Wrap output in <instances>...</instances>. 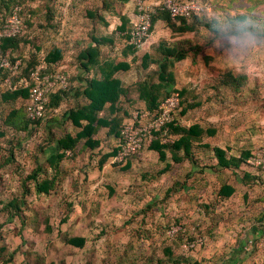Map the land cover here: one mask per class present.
Segmentation results:
<instances>
[{"label": "rangeland", "instance_id": "rangeland-1", "mask_svg": "<svg viewBox=\"0 0 264 264\" xmlns=\"http://www.w3.org/2000/svg\"><path fill=\"white\" fill-rule=\"evenodd\" d=\"M14 1L21 3L28 15L26 38L30 45L25 47L27 58L35 52L31 46L33 43L43 51L60 46L64 48L66 57L71 59L67 63L74 62L68 64L74 69H78V65L73 55L91 44L92 34L111 35L120 24L118 17L109 14H105L109 27L102 24L98 17L88 16V12L102 14L103 0ZM219 2L209 4L212 12L208 18H220L226 23L229 15L220 13L224 9L232 14L264 12V0ZM136 5L137 0H132L126 13L133 15ZM2 7L3 0H0ZM256 23L251 19L247 27H254ZM222 28L223 32L232 30L226 24ZM196 32L187 37L198 42L202 52L190 55L189 59L177 63L175 68L178 90L186 88L189 90L188 99L203 103L193 113L192 120H205L216 126L220 131L217 142L246 134V127L254 125L253 141L264 143V25L253 32L261 38V42L251 44L245 42V33L236 37L218 36L203 27L197 28ZM168 36L166 28L159 25L156 39ZM116 39L117 44L111 51L109 47L104 49V57L118 58L112 53H115L122 38L117 34ZM150 40L151 37L149 43ZM207 55L214 57L209 66L204 63V56ZM229 71L248 78L243 93L235 99L228 92L223 91V95L215 89L218 76ZM128 78L132 81L134 75ZM6 110L8 108L0 105V121ZM182 122L186 123V119ZM45 126L46 123H43L38 131H11L6 138L0 137V164L6 157L2 149L6 140L15 136L20 140V145L15 144L17 163L0 169V264H150L165 260L163 250L168 246L177 256H191L199 264H217L224 256L233 264H264V248L259 245L264 233L257 232L255 225H241L243 212L235 205L237 199L230 204L235 209L217 208L209 215L201 211L196 194L187 196L180 193L166 197L163 190L172 184V178L163 179V183L154 182V191L145 193L133 181L134 173L124 175L115 169L94 172L92 181L80 184L81 194L75 191L78 190L76 185L67 190L58 188L52 196L30 194L21 199L24 189L17 168L30 171L37 145L48 139L56 140L61 133L71 130L68 125L61 128L55 125L50 128L52 130ZM2 128L4 126L0 122V130ZM49 132L54 135L50 136ZM50 150H56L54 145L47 151ZM148 155L150 161L156 158L151 153ZM80 167L81 164H70L65 169L71 178L76 179L79 178L76 173ZM103 181L116 190L117 198H105ZM209 193L200 192V198L207 199ZM16 198L23 202L19 203V211L7 207L9 201ZM192 198L194 206L187 201ZM70 202L74 203V211L68 216L70 221L66 222V215L73 210L68 205ZM247 209L254 216L258 213L254 206ZM171 227L179 230L176 236L170 233ZM185 229L186 235L183 234ZM75 236L87 239L84 248H76L66 242V238ZM188 236L196 240L202 238L205 245L188 248Z\"/></svg>", "mask_w": 264, "mask_h": 264}, {"label": "trees", "instance_id": "trees-1", "mask_svg": "<svg viewBox=\"0 0 264 264\" xmlns=\"http://www.w3.org/2000/svg\"><path fill=\"white\" fill-rule=\"evenodd\" d=\"M201 2L209 5L212 2V5L215 3H220V0H200ZM130 0H103L102 7L100 8L102 14L98 12H88L90 18L98 17V19L105 26L109 27L110 24L106 20V15L109 14L111 17H118L120 24L112 32L111 35H102V34H92L91 35V45L87 48L80 50L77 60L79 66L87 71L95 69L100 71L101 78H93L89 80L82 91L75 90L73 87V82L75 78H70V86L66 91H59L58 93L51 96L48 109L58 108L63 102L67 100L70 101V95L72 91H75L76 95L85 97L89 103L79 108L71 107L64 114V118L70 120L75 127V134L63 133L57 137V145L60 150L59 153L52 155L46 160L44 164H39L36 161V165L30 171H25L23 168H17V172L20 175L22 181L23 193L21 199L30 195L37 194L38 196H52L57 192V189L61 186V178L59 175L60 172V163L65 158L66 151H76L79 144L85 140L84 146L86 148L94 149L99 146L100 141L95 140L94 136L102 128L108 129L109 135H115L118 138V143L121 138V130L123 123L126 118L132 116L127 104L122 102V97L128 95L129 88L123 86L122 81L115 77V74L120 70H128L129 64L127 62L121 61L116 63V61H106L107 57H104L103 48L109 47L110 51L117 44L116 35L117 32L123 33L122 36L125 40L129 42V31L133 26V23L130 22L129 17L125 13L127 4ZM19 4L23 5L14 0H3V7L0 8V21L5 20L12 12L13 7ZM210 6V5H209ZM212 12V11H211ZM210 12V13H211ZM210 13H204L201 15H195L190 19L181 18L177 20H172L170 15L162 11L161 8L156 7L155 12L152 13V28L151 33L154 30V25L159 21H164L166 26L169 27L173 33L186 35L191 33H197L196 30L199 27H203L212 31L215 35H230L236 37L241 33L247 32L249 29L252 32L257 31L260 26L263 27L264 23L262 22L263 11L259 14H251L245 12L243 14H232V12L224 9L223 12H220L221 15H229V19L226 23L220 21L219 19H210L207 16ZM230 15L233 16L230 18ZM235 15V16H234ZM23 17H24V32L21 36L11 39H4L2 41V52L9 57V59L14 62L17 59L22 60V66L19 68L16 76L11 75V71L2 70L0 72V85L5 83V80L8 76L12 77V85L8 86L10 89L7 92L2 94L0 102L2 103H11L15 102L18 98L29 97V89L23 86H19V81L29 76L30 72L34 70L37 65H39L42 58H38L36 51L40 50L39 46H36L34 43L31 46L34 47L35 52H32L30 58L24 56V48L29 47V42L27 41V28L28 27V15L23 7ZM256 20L257 23L248 25V21ZM227 25V27H232V30L228 32H223L222 25ZM231 25V26H230ZM253 27V28H252ZM129 50L123 52L124 56H127L129 51L136 55L137 49L129 43ZM10 52V53H8ZM202 52V46L186 38L177 44H174L172 47L168 46L167 42L162 41L159 46L156 48L154 53H145L142 56V73L140 76L139 82L135 85V90L138 92V97L146 105L144 109L148 110L152 114L156 115L158 108L165 99L176 93L180 92L181 95V109L177 112L175 120L172 124L169 125V132L173 136H179L178 139H174L172 143H162L159 140L160 132L155 133L154 139L151 143L150 148L159 153V159L161 162L167 163L171 160L175 164L183 162L184 155H181V151L185 152V157H191L190 149L194 141L202 139L204 136L214 137L217 134L216 128H205L200 124H195L190 127H185L181 123V118L184 117L188 111H192L199 106V103H196L195 100L188 99L189 90L182 89L178 90L177 88V77L175 73L176 64L182 62L190 57V55H197ZM19 54V57L15 55ZM23 57H22V56ZM136 56H134L135 58ZM109 58V57H108ZM63 59V50L58 47H54L51 52L46 56L45 61L48 64L55 63ZM116 59V58H114ZM214 61L213 56H204V63L209 66V64ZM154 65V68L150 69V66ZM247 77L243 75H235L231 71L223 73L217 78V86H227L230 88L229 95L235 99L239 94L243 93L245 89V83ZM216 86V90H217ZM257 91L258 89L255 88ZM220 93V92H218ZM254 93H256L254 91ZM224 94V92L220 93ZM109 104L110 116L100 117V113L103 112L107 105ZM0 105H2L0 103ZM85 121L86 123H84ZM4 128L0 130V137L6 138L11 132L19 131H38V128L41 127V122H37L36 126L33 127V122L29 119L27 111L12 109L6 119H2ZM32 125V126H31ZM35 125V124H34ZM50 136H53V132H49ZM52 139L45 140L46 143H50ZM6 147H4L5 158L0 164V169L4 168V165L17 163L16 160V145H20V140L15 136L12 139L6 140ZM44 145L40 146L38 152L44 153ZM209 148V146H205ZM215 154L219 159V165L222 167L230 168V163L226 159V154L219 148H215ZM142 152V151H141ZM139 152L136 156L131 157L127 160L134 161L140 159ZM254 150H246L243 152V158L240 160L242 163H246V160L252 155ZM37 160V159H35ZM171 164L163 169L162 172H166L170 169ZM250 167V166H249ZM51 168V171L49 170ZM129 168V167H128ZM257 172L263 173L264 170L261 168H253ZM147 175V174H146ZM259 175V174H258ZM257 174L252 175L245 173L244 182L249 184L250 189L255 192L254 200L259 202L260 195L264 193V182L261 179V176ZM261 180V181H260ZM257 181H260L257 183ZM180 186V185H179ZM178 184L175 183V186L168 190L166 196H170L173 192L177 191ZM235 192V188L231 185L225 184L221 187L220 191L215 195L216 204L212 205H202L206 214H212L217 210V207L220 205L221 201L229 198ZM20 204H23L17 199L10 200L7 204L8 208L15 209L16 211L21 210ZM72 208V204H68ZM202 211V210H201ZM73 210L66 215V222L68 216L72 214ZM264 217V215H263ZM261 217L259 220L263 219ZM257 227V226H256ZM262 227V226H260ZM173 227L170 229L172 230ZM259 228V227H258ZM257 228V229H258ZM184 229V227H183ZM169 230V231H171ZM182 231V230H181ZM187 230L185 229L184 233L186 235ZM179 233V232H177ZM174 234V236L177 235ZM187 239L190 242H194L196 239L192 236H188ZM66 242L76 248H84L87 242V239L82 236H75L65 239ZM205 245V244H204ZM203 245V246H204ZM165 260H158L156 263L151 262L150 264H199L196 260L187 256H177L171 247H166L163 250ZM220 262L223 261L221 258ZM218 262L217 264H221ZM225 264V263H224ZM230 264V263H228Z\"/></svg>", "mask_w": 264, "mask_h": 264}, {"label": "crops", "instance_id": "crops-1", "mask_svg": "<svg viewBox=\"0 0 264 264\" xmlns=\"http://www.w3.org/2000/svg\"><path fill=\"white\" fill-rule=\"evenodd\" d=\"M131 1L132 0H130V2ZM130 2L127 4V6H129ZM126 12H127V7L125 10V13ZM127 16L129 17L131 23H135L137 21L136 12L133 13V15L127 14ZM159 25L160 27L166 28L169 34L168 37H161V38L156 39V31ZM117 34L122 38V41L119 44V46L115 49V53H112V55L113 56L115 55L118 58L114 59V58L107 57L106 61L112 62L115 60L116 63L124 61L129 64L128 70L118 71L115 74V77L122 81L123 86L129 88L128 95L123 96L121 99H122V102L127 104V107L129 108L130 112L133 115V113L137 111L138 109H144L146 107L145 103L139 99L138 92H136L135 90L136 83L139 82L140 76L143 75L142 69H141L143 54L156 52V48L159 46V44L162 41L167 42L168 46L172 47L174 44H177L178 42L188 38L187 37L188 34L181 35V34L173 33V31L169 27L166 26L164 21L159 20L154 25V30L150 36L151 37L150 43L148 42L146 48L142 51H137L136 55L132 54L129 51L127 56H124L123 52L126 50H129L128 48L129 42L122 37L124 36L123 33L117 32ZM57 47L63 50V59L60 60L59 62H61L63 65L65 64L64 66L67 72L69 73L70 78L76 79L73 82V87L75 88V90L79 89L80 91H82L89 80L93 78L99 79L102 77L100 71H97L94 68L91 69L90 71H87L79 66L77 57L80 51L76 55H73V57L75 58V63H77L78 65V69H74L73 67L68 65V64H73L74 62L67 63V62H71V59L66 57L67 54L65 53L64 48L60 46H57ZM51 50L52 49L43 51L40 48L39 51H36L37 57L46 58V56L51 52ZM103 52H104V48H103ZM23 54L25 57H27L25 50ZM134 56L136 57L134 58ZM15 57H19V54L15 55ZM136 68H137V73H135ZM152 68H154V65L150 66V69ZM133 75H134V80L130 81L128 77L133 76ZM8 90H14V89H10L6 83H2L0 85V99L2 97V94L7 92ZM217 91L220 93H222L223 91L230 93V88L227 86L220 85L217 87ZM70 96H71L70 101L68 100L66 101L68 103L63 102L60 105V107L49 109L50 113L45 120L41 121V126L43 125V123H46L45 127L48 130H52L50 128H52L55 125H59L58 128L68 125L71 130H68L64 133L75 134L74 125L72 124L70 120L64 118V114L68 110H70L71 107L79 108L80 106L87 105L89 101L83 96L78 97L75 91H72ZM195 102L199 103V106L192 111H188V113L184 117L181 118V123L185 127H190L195 124H200L205 128H216L217 134L214 137L204 136L202 139L198 141H194L190 149V153H191L190 155H192L191 157H185V152L181 151V155H184L183 162L179 164H175L173 161L169 160L167 161V163L165 162L163 163L159 159V153L150 148L151 143H152L150 142V143H147L145 147L143 148L140 159L129 161V162L127 161L121 162L117 159L118 138L113 134L109 135L108 129L102 128L94 136L95 140L100 141V144L98 147L94 149L86 148L84 146L85 140H83L77 147L76 151H71V150L66 151L65 158L60 163L59 175L61 178V186L59 188L67 190L68 187H74L78 185V190H75V191H78L79 193V189H81L80 184L84 183V181L87 184L89 180L92 181L93 180L92 175L95 174L94 172L104 173V172H109L115 169L118 173H122L124 175H126L127 173L129 174L134 173L135 178L133 181H135V183L138 184V187L140 189H143L145 193H151L154 191V190L152 191V187H153L152 184L154 182L163 183L162 182L163 179L172 178L174 179V181L172 182L170 186H167L164 188L163 194L166 196L168 190L173 188L176 183L178 184V186L179 185L180 186L177 187V191L173 192V194H171L170 196L178 195L180 193L186 194L187 196H189L188 194H192L194 196L196 194L197 195L196 199L198 200V203H200L199 204L200 208L203 211V213H205L202 205H204V203L205 205L216 204L217 202L215 199V195L220 191L223 185L228 184L235 188V192L229 198L222 200L220 205L217 208H222V207L229 208L230 207V210L235 209L230 204L233 203L234 199H237V204L235 205L239 208V211L243 212L242 213L243 216L240 213L241 225L243 226L244 225H255L257 226L256 228L259 227L257 229V232L264 233V217H263L264 215V193H262V196L260 195L261 200L259 202H256L254 200L255 192H253L250 189L249 184H246L244 182L245 173L252 174V175L259 174L258 176L262 177L261 179L263 180V182H264V174L257 172L255 169L250 168L245 163L240 162V160L243 158L242 154L244 151L255 150L259 148L260 146H262V144L264 143H261L260 141H253L254 139L253 132H255L254 125L246 127V129L244 130L246 134H243V135L239 134L237 138L233 136L232 139L217 142L216 140L218 139V136L220 135V131L216 126H214L213 124H210L209 122L208 123L204 122L205 120L203 121L192 120L193 113L197 109H200L203 106V103L196 99H195ZM2 104L6 108H8V110H6V113L3 114L2 118L4 120L9 115L12 109L27 111V107L29 104V97L28 96L26 98L20 97L15 102H11L8 104L2 103ZM63 104L65 105V109L62 108ZM61 111L62 113L61 115H59ZM99 116L107 117V118L110 116L109 104L107 105L106 109L100 113ZM129 118H126V120ZM183 119H186V123L182 122ZM0 122L2 123V127H3L4 126L3 122L2 121ZM83 122L86 123L85 121ZM19 132H26V131H19ZM174 138L178 139L179 136H174ZM57 139L52 140L50 143H46V144L43 143L41 145L40 144L37 145V147L35 148L36 154H34V151H33V157L31 159L32 168L35 167L36 161H38V163L42 165L52 155L60 152L58 145H57ZM43 145L45 147L44 153L38 152L40 150V146H43ZM53 145L56 148V150L55 151L50 150L48 152L47 150H49V148ZM205 146H209V148H205ZM4 147H6V145H4ZM4 147L2 149H4ZM215 148H219L225 152L226 159L229 161L230 166H231L230 168L222 167L219 165V159L214 151ZM149 153L154 155V157L156 158L150 161L149 155H148ZM70 164H76V165L81 164L79 171L76 173V175L79 176V178L78 177L76 179L71 178L69 174L66 172L65 167ZM167 164H171L170 169L166 172L165 171L162 172L163 169L167 166ZM49 170L51 171V168H49ZM260 181H257V183H259ZM102 183H105L103 184V187L106 190V192H104L103 194L105 198H108V199H113L114 197L117 198V192L111 186V184L106 183L105 181H103ZM204 191L210 192L208 195L209 197L207 199L200 198V192H204ZM81 193L82 192H80L79 194ZM160 193L162 194V191H160ZM193 200H194L193 198L187 199L188 202H191L190 204L192 206L195 205V203H193ZM201 200L202 202H199ZM70 203L72 204V208L74 211V203L73 202H70ZM251 206H254L258 211V213L255 216L251 214L250 211L247 209ZM261 217H263V219L260 221L259 219ZM67 221H70V219H68ZM187 257H191V256H187ZM222 259L223 261L221 262L219 261L221 264H224V263L233 264L231 262V259H229L227 256H224L223 258H221V260ZM185 264H188V263H185Z\"/></svg>", "mask_w": 264, "mask_h": 264}, {"label": "built area", "instance_id": "built-area-1", "mask_svg": "<svg viewBox=\"0 0 264 264\" xmlns=\"http://www.w3.org/2000/svg\"><path fill=\"white\" fill-rule=\"evenodd\" d=\"M156 7L167 12L174 21L181 18L190 19L195 15L211 12V7L200 0H137V21L133 23L128 35L129 43L138 51L144 50L147 46L151 36L152 13L155 12ZM23 32V7L16 4L11 14L5 20L0 21V72L9 70L13 76L18 73L23 64L22 60L17 59L12 62L2 52L1 46L4 39L16 38L21 36ZM11 75L5 80L8 86L12 85ZM19 86L29 89L27 114L34 127L37 122L45 120L49 115L48 104L51 96L69 88L70 75L61 62L48 64L45 58H42L39 65L30 72L29 76L19 81ZM180 109L181 95L177 91L161 102L156 115L146 109L135 111L131 118L123 123L121 138L118 143L117 159L125 162L136 156L147 143L156 139L155 133H161L159 140L162 143H172L175 138L169 132V125L175 120ZM246 163L250 167L264 170V147L254 150ZM178 231L177 228L173 227L170 233L174 235ZM187 244L188 248L195 249L202 246L204 240L199 238ZM259 245L264 248V238L261 239Z\"/></svg>", "mask_w": 264, "mask_h": 264}, {"label": "clouds", "instance_id": "clouds-1", "mask_svg": "<svg viewBox=\"0 0 264 264\" xmlns=\"http://www.w3.org/2000/svg\"><path fill=\"white\" fill-rule=\"evenodd\" d=\"M245 37H246L245 42L248 44H251L253 42H255V43L261 42V38L258 37L257 35H255L251 29H249L247 32H245Z\"/></svg>", "mask_w": 264, "mask_h": 264}]
</instances>
